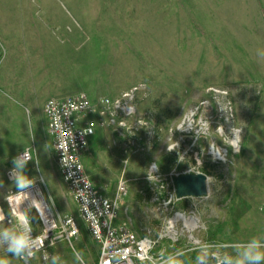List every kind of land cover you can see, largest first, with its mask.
<instances>
[{"label":"rangeland","instance_id":"1","mask_svg":"<svg viewBox=\"0 0 264 264\" xmlns=\"http://www.w3.org/2000/svg\"><path fill=\"white\" fill-rule=\"evenodd\" d=\"M47 82L61 84L64 91L39 94ZM136 84L144 86L137 107L150 117L154 146L144 130L140 134L145 138L136 147L125 148L104 118L90 115L104 125H97L90 140V161L83 156L86 170L112 197L117 196L119 180H127L117 197L119 223L158 240L155 252L188 249L185 264H193L195 240L229 245L254 236L264 239V0H0L4 210L9 213L7 192L16 189L6 172L13 158L27 149L33 160L24 174L43 176L58 213L77 216L78 209L64 196L67 185L55 159L45 102L50 96L84 90L95 105ZM200 103L201 116L210 120L209 132L196 144L188 136L169 152L179 136L170 141L168 128L180 124ZM233 126L243 129L240 151L224 138ZM213 145L227 147L229 155L213 159ZM153 164L158 169L154 177ZM197 172L209 178L207 196L178 198L177 175ZM172 193V201L164 204ZM184 216L191 218L189 226ZM29 217L38 230L35 213ZM169 218L177 220L180 236L174 243L162 236ZM80 232L71 243L61 240L38 252L32 264H53V257L57 264H79L74 250L95 264L98 244L82 220ZM0 259L24 264L2 250Z\"/></svg>","mask_w":264,"mask_h":264},{"label":"built area","instance_id":"2","mask_svg":"<svg viewBox=\"0 0 264 264\" xmlns=\"http://www.w3.org/2000/svg\"><path fill=\"white\" fill-rule=\"evenodd\" d=\"M143 87V84L132 85L117 97L101 98L95 105H93L84 90L73 92L69 95L49 97L46 100L44 114L48 119V131L53 138L55 159L62 180L68 186L72 197H74L78 214L77 216L72 213L64 216L60 215L54 206V201L47 194L48 188L45 183L41 182L40 177L31 178L34 183V187L30 190L31 195L21 196L19 199L26 213L29 215L30 212H34L39 223L38 230L32 227V235L33 237H39L43 247L36 251L34 257L38 252H45L61 240H68L71 243L73 239H77L81 233V220L84 222L87 232H89L93 241L99 246V259L95 264H142L140 257L143 255H150L156 260H159L160 254L167 255L164 250L155 252L158 240H155L151 235H139L127 223H119L117 197L120 192H124L127 188V180L124 178L119 180L117 196L111 198L105 195L100 186L93 181L86 171L83 161V156L88 149L90 140L96 135L97 125H104L101 120L95 123L93 119L89 118L90 115H97L101 119L104 118L115 134L119 136L117 137L123 140L124 147L127 146L129 149L132 146L136 147V142H141L140 140L145 138V134L144 136L140 134L144 130L148 144L154 146L156 134L149 120L150 117L142 116L137 107L138 95ZM212 90L214 91V89ZM216 91L219 94L226 95V92L222 90ZM205 103L207 101L203 102V104ZM203 104L200 103L192 107L185 114L180 124L172 125L168 128V139L170 141H172L173 137L179 136L178 140L171 143V148L180 147L182 142L187 141L188 136L192 139V144H196L205 133L209 132L210 120L201 116V105ZM230 109L231 112L232 108ZM181 129L189 130L181 131ZM220 129V134L224 135L225 131L222 128ZM234 129L238 128L234 127ZM224 138L232 146L233 133L230 136L225 134ZM212 149H216L215 145H213ZM213 153L221 158L229 155L228 148L220 146ZM9 171L10 169L7 170L6 177L12 182L9 179ZM156 172L151 173L152 177H154ZM15 192L16 189H10L5 196L4 201H6L9 213L4 210L3 205L0 203V210H2L0 214L4 216V220L0 221V228L3 225L12 227L8 223L10 208L7 198ZM172 195L173 193L164 204L168 205L172 201ZM33 198L38 203L35 206H30ZM37 208L40 209L39 213ZM40 213H43V216ZM176 215H180V218L183 216L180 213ZM183 220L188 226L191 224V218L184 216ZM176 221V218H169L164 227L165 230L162 231V236H167L173 240V243L180 236L175 226ZM201 243L200 240H195L191 249H196ZM0 250L7 253L6 248L3 246H0ZM45 257L47 259L48 255L44 254L43 258ZM33 258L30 264H32ZM84 262L88 264L86 261Z\"/></svg>","mask_w":264,"mask_h":264},{"label":"clouds","instance_id":"3","mask_svg":"<svg viewBox=\"0 0 264 264\" xmlns=\"http://www.w3.org/2000/svg\"><path fill=\"white\" fill-rule=\"evenodd\" d=\"M258 51L257 54H259ZM103 102V101H102ZM222 112L225 113L223 109ZM225 119H229L226 115ZM189 129H181L185 131ZM243 129L231 128L233 133L232 147L234 151H240L239 140ZM174 150L168 147V151ZM213 159L220 158L214 153ZM33 160L30 151L25 149L22 153L15 156L12 160V168L9 171V179L14 183L16 192L7 198V203L10 208V217L8 219L9 225L12 227H5L0 229V246L6 248V251L14 257L20 258L24 264H30L36 251L43 247L39 237H33L31 218L21 206L22 202L19 199L21 196L31 195L30 190L34 187V183L30 177L24 174V169L29 161ZM39 165V161L36 160ZM151 172L157 171L155 164L151 166ZM151 180V175H148ZM41 182H44L43 176ZM15 197V199H14ZM38 201L33 198L30 206H35ZM2 212V210H0ZM37 212L40 209L37 208ZM43 216V213H40ZM4 220V216L0 214V221ZM225 248H231L232 252L225 251ZM193 264H264V239L259 237H252L246 242H233L229 245L222 243H201L196 249ZM75 259L79 264H85L83 256L80 252L74 250ZM186 256L183 249H176L174 252L167 255L160 254L159 260H156L150 255H143L140 257L142 264H185L182 259ZM46 259V257H45ZM53 264H57V258H52ZM0 264H8L7 260L0 259Z\"/></svg>","mask_w":264,"mask_h":264},{"label":"water","instance_id":"4","mask_svg":"<svg viewBox=\"0 0 264 264\" xmlns=\"http://www.w3.org/2000/svg\"><path fill=\"white\" fill-rule=\"evenodd\" d=\"M208 176L203 172L184 173L175 178L177 197L184 198V196H207L208 190Z\"/></svg>","mask_w":264,"mask_h":264},{"label":"crops","instance_id":"5","mask_svg":"<svg viewBox=\"0 0 264 264\" xmlns=\"http://www.w3.org/2000/svg\"><path fill=\"white\" fill-rule=\"evenodd\" d=\"M13 89H15V87H13ZM59 92V91H64L63 90V88H62V86H61V84H51V83H49V82H47L46 83V85H43V86H41L39 89H38V93L39 94H41V92L43 93V94H51V93H54V92ZM50 97H53V96H50ZM49 98V97H48ZM47 98V99H48ZM49 132V131H48ZM51 138H52V136H51ZM53 139V138H52ZM85 155L87 156V159L89 160V148L87 149V151H86V153H85ZM84 155V156H85ZM90 161V160H89ZM88 173H89V175H90V177H91V172H89L88 170H86ZM60 174V173H59ZM61 178H62V176H61ZM92 178V177H91ZM93 179V178H92ZM63 181V180H62ZM93 181L97 184V181H95L94 179H93ZM64 182V181H63ZM66 185V184H65ZM98 186H100V184H97ZM100 188H101V190H102V192L105 194V195H108V196H110V197H112V195L111 194H109V193H107V192H104V190H103V188L100 186ZM66 190H67V193H66V195H64L65 197L68 195V197L71 199V201L73 202V204H74V206H75V208L77 209V205H76V202H75V200H74V197H72V195H71V193H70V191H69V189H68V187L66 186ZM67 198V197H66ZM54 201V200H53ZM77 212H78V210H76ZM77 212H76V214H77ZM75 214V213H74ZM85 228H86V226H85ZM87 230V229H86ZM97 255H98V258H97V260L99 259V246H98V248H97Z\"/></svg>","mask_w":264,"mask_h":264},{"label":"trees","instance_id":"6","mask_svg":"<svg viewBox=\"0 0 264 264\" xmlns=\"http://www.w3.org/2000/svg\"><path fill=\"white\" fill-rule=\"evenodd\" d=\"M190 254H191V255H192V254H194V255H195V254H197V253H196V252H192V253H190Z\"/></svg>","mask_w":264,"mask_h":264}]
</instances>
